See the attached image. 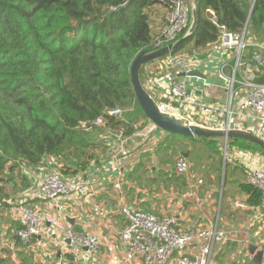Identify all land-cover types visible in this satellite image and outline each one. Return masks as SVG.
<instances>
[{
	"label": "trees",
	"instance_id": "trees-1",
	"mask_svg": "<svg viewBox=\"0 0 264 264\" xmlns=\"http://www.w3.org/2000/svg\"><path fill=\"white\" fill-rule=\"evenodd\" d=\"M170 2L0 0V210L8 207L7 190L9 184L16 188L15 178L21 180L20 192L29 187L23 169H35L54 159L60 176L69 180L107 151V135L121 130L126 139L136 130L133 124L141 118L148 121L135 99L130 68L139 54L153 52L152 17L156 8L167 11ZM193 4L192 34L174 51L205 58L207 46L219 38L218 24L223 22L232 34H240L246 25L245 59L256 56L250 66L255 81L264 83V67L259 63L264 56L252 46L264 43V0H193ZM149 70L155 72L153 61L138 72L143 87ZM132 106L134 110L122 120L108 114ZM97 118L104 124L89 132L81 129L82 123ZM168 135L190 142L194 148L204 147L208 161L219 156L220 136L189 139ZM227 147L258 151L264 158L258 146L241 139H229ZM229 165L225 159L224 177ZM237 186L249 208L259 207L258 189L246 181ZM18 228L17 222L15 230ZM13 240L17 255L22 257V251L30 257L15 236ZM238 248L236 243L226 242L214 256L215 262L221 264L227 254L235 256ZM65 259L71 263L70 256ZM0 264L8 261L0 258ZM20 264H26L24 258ZM231 264L257 263L233 259Z\"/></svg>",
	"mask_w": 264,
	"mask_h": 264
},
{
	"label": "crops",
	"instance_id": "crops-1",
	"mask_svg": "<svg viewBox=\"0 0 264 264\" xmlns=\"http://www.w3.org/2000/svg\"><path fill=\"white\" fill-rule=\"evenodd\" d=\"M165 12L164 8L155 9V15L152 17L154 36L163 25L162 17L165 16ZM202 59H198L195 70L205 77L209 85L201 87L194 80H187V83L198 85L192 88L194 98L198 102L205 105H219L224 109L229 97L228 87L217 74L222 58L213 55L209 58L210 61L205 60L206 58ZM153 62L154 75L158 82L154 85L147 82L144 88L153 94L156 104L163 107V113L180 119L179 110L168 101L167 97H164L165 76L167 74L180 76V74L173 69L157 70L159 63ZM204 63L209 65L204 68ZM244 95L243 90L235 88L231 106V122L239 124L243 131L256 127L248 109L242 106ZM221 121L224 122V118L215 114L197 113L192 118L194 124L209 130L217 126L216 124L222 123ZM151 125L141 118L138 123L133 124L137 131L120 142L115 139L114 134L107 135V151L99 156L98 161H91L85 172L77 173L69 179L83 184L86 192L84 195L73 193L66 198L65 217L75 230H88L100 238L101 247L94 260L89 259L83 263L72 259L71 263L68 262L65 259L62 239L60 236H55L46 225L33 240L31 248H27L30 257L28 253L24 254L22 251H20L22 257L17 255L19 250L16 249L13 240L17 222L13 218L12 210L26 198H29L28 203L31 206L40 211L50 208L49 203L39 201L34 194L42 177L56 167L54 159L45 160L42 166L35 169L22 170V175L30 183L22 192L19 191L21 186L19 178H15V189L9 184L8 207L0 210V258H5L8 264H20L21 258L25 259L26 264H122L118 238V232L124 226V219L118 212V208L122 206L156 215L183 210L184 217L181 220L183 229L209 228L216 224L218 231L227 238L226 242H234L239 248L243 245L247 251L249 245L256 243H260L264 248V212H257L248 206L244 210L232 206V202L236 199L246 201V197L239 192L237 186L242 181H238L235 174L243 169L242 166L245 170L249 165L264 168L263 156L258 151L229 148L228 162L231 165L226 171L227 179L226 176L224 177L223 190V181L220 187L219 170L215 162L217 157L208 161L209 154L207 150H203L204 147L194 148L192 143L181 139L174 140L159 129L152 133L145 132ZM222 140L220 139L217 144L219 150ZM180 157L186 159L189 164V171L184 176L174 172L175 162ZM194 157L199 163L202 162L199 166L201 172L198 169L192 171L193 165L190 162ZM198 180H202V184H198ZM116 183H120V191L115 189ZM235 185L238 189L237 194L232 188ZM220 244L221 242L218 241L217 246ZM224 245L216 249L215 255ZM42 249H46L49 253L46 261L37 259V251Z\"/></svg>",
	"mask_w": 264,
	"mask_h": 264
},
{
	"label": "built area",
	"instance_id": "built-area-1",
	"mask_svg": "<svg viewBox=\"0 0 264 264\" xmlns=\"http://www.w3.org/2000/svg\"><path fill=\"white\" fill-rule=\"evenodd\" d=\"M193 10V0H171L163 25L154 40L153 51L161 50L158 59L155 60L159 63L157 70L173 69L179 74L196 71L198 59L187 52H175L170 49V46L188 35ZM217 26L220 30L219 38L215 43L207 46L205 60L210 61L209 58L213 55L222 58L217 74L228 87L229 97L226 107L222 109L219 105H205L194 98L192 89L194 86L209 85L204 76L201 79L167 74L166 82H164L166 85L164 97H167L168 101L174 104L181 113L178 119L181 123L196 125L192 122V118L197 113L220 115L225 121H221L222 123L210 129L226 133L243 131L239 124L231 122V106L235 88L243 90L245 95L242 98V106L248 109L249 116L256 126L243 132L250 133L264 143V83L255 81L254 70L250 66L256 56H252L251 60L245 59L244 53L248 46L247 26L245 25L240 34L229 33L221 24ZM252 46L264 56V43H253ZM259 63L264 67V58L260 57ZM208 65L204 63V68ZM241 68H243L242 75ZM154 73L153 70H149L147 81L149 84L154 85L158 82ZM187 80H194L198 85L187 83ZM159 108L164 111L161 105ZM133 110V106L127 110L115 108L108 114L122 120L126 113ZM103 124V119L97 118L93 123H82L81 129L89 132L93 126ZM156 129L154 125H151L145 132L152 133ZM122 135L121 130L114 133L115 139L119 142L123 140ZM227 141L223 139L225 148ZM188 171L187 160L182 157L178 158L174 165L175 174L184 176ZM245 181L260 191V205L253 210L264 212V168L249 165ZM198 184H202V180H198ZM114 187L117 191L121 190L120 183H116ZM85 192L83 184L63 179L57 167H54L42 177L34 194L39 201L49 203L50 208L40 211L28 203L29 198L19 202L13 208V218L20 224V228L14 231L16 241L23 247L31 248L33 240L39 236L46 225L55 236H60L63 250L71 257V260L83 263L89 259L94 260L101 247L100 238L88 230H75L65 217L66 198L73 193L84 195ZM232 206L235 209H247L245 200L241 199L234 200ZM118 212L124 219V226L118 232L122 264H216L215 251L227 241L225 235L218 231L216 224L209 228L183 229L181 224L184 217L183 210L176 213L167 211L156 215L152 212L122 206L118 208ZM218 241L221 242L219 246H217ZM255 246L258 251H262V263H264V248L260 243H256ZM37 253V259L42 261L48 259L49 253L46 249L38 250ZM235 258L239 261L252 260V255L242 245L235 253Z\"/></svg>",
	"mask_w": 264,
	"mask_h": 264
},
{
	"label": "water",
	"instance_id": "water-1",
	"mask_svg": "<svg viewBox=\"0 0 264 264\" xmlns=\"http://www.w3.org/2000/svg\"><path fill=\"white\" fill-rule=\"evenodd\" d=\"M190 1V0H187ZM122 7L117 8L115 11H119ZM195 24V14L194 10L192 12V24L190 27V31L187 36L182 37L179 39L175 44L170 46L171 50H175L178 48L188 37L192 34L193 27ZM223 22H221V25ZM161 50L153 51L151 53L139 54L132 62L130 68V81L131 85L135 94V99L143 112L146 119L154 125L157 129L166 132L168 134H176L182 136L184 138L189 139H197L209 136H220L221 138L228 140V139H243L249 143H252L258 146L264 152V143L259 140L258 138L254 137L250 133L242 132V131H235V132H222V131H215L205 129L198 125H185L181 123L178 119L173 118L165 113H163L159 106L155 103L153 98L150 97L146 89L141 85L139 81V70L148 65L150 62L155 61L158 59ZM181 77H198L203 78V75L199 74L197 71H191L187 74L182 73L180 74ZM187 155V154H185ZM248 252L252 255V261L261 264L262 263V251H258L255 245H249Z\"/></svg>",
	"mask_w": 264,
	"mask_h": 264
},
{
	"label": "rangeland",
	"instance_id": "rangeland-1",
	"mask_svg": "<svg viewBox=\"0 0 264 264\" xmlns=\"http://www.w3.org/2000/svg\"><path fill=\"white\" fill-rule=\"evenodd\" d=\"M187 7H188V5H186ZM156 9H158V8H156ZM242 69L243 68H241V75H242ZM254 70V69H253ZM245 73V72H244ZM254 74V73H253ZM256 76H254V78H255ZM149 122V121H148ZM150 123V122H149ZM220 139H223V138H220ZM229 140V139H228ZM223 140L221 141V147H220V150H219V156H216L217 157V161H215L216 162V164H217V166H218V170H219V174H218V176H219V183H220V187L222 186V181H223V178H224V172H222V170H223V168H224V164H225V159H227V161H228V150H229V148L226 146V148L224 147V145H223ZM227 143H228V141H227ZM254 145V144H253ZM218 149H219V147H218ZM249 151V150H248ZM225 152H227L226 153V157H225ZM263 156V155H262ZM215 157V158H216ZM174 158H176L175 156H174ZM175 161V160H174ZM190 164H192L193 166H192V171H193V169H195L194 171H197L196 169H198V171H200L199 169H201L199 166L202 164V162H198L197 161V159L194 157L193 158V160L190 162ZM235 165H237V166H239L238 164H235ZM242 168L243 169H241L240 170V172H238V174H235V177L238 179V181H244V179H246V170L244 169V167L242 166ZM201 172V171H200ZM227 172H226V179H227ZM224 182H225V178H224ZM238 183V182H237ZM226 184H227V181H226ZM233 188V190L236 192V194L238 193V189H237V186L235 185V187H232ZM232 188H230V189H232ZM239 192H240V190H239ZM233 259H235L236 260V258H235V256L233 255H230V254H227L224 258H222L221 259V264H231V262H232V260Z\"/></svg>",
	"mask_w": 264,
	"mask_h": 264
}]
</instances>
